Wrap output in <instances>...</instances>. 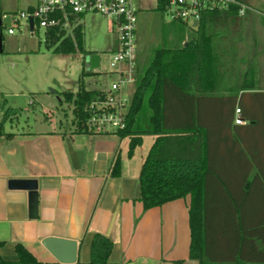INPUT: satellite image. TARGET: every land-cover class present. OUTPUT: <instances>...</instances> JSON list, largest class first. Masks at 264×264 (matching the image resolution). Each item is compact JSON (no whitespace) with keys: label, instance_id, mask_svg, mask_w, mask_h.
Masks as SVG:
<instances>
[{"label":"trees","instance_id":"1","mask_svg":"<svg viewBox=\"0 0 264 264\" xmlns=\"http://www.w3.org/2000/svg\"><path fill=\"white\" fill-rule=\"evenodd\" d=\"M166 6L167 0H158L156 9L164 12ZM231 7L240 12L239 5ZM205 14L186 45L172 47L175 43L164 33L163 44L153 49L142 69L138 66L126 126L116 133L130 137V155L142 143L143 135L156 137L140 172L141 200L144 208L150 209L191 197L190 258L200 264H264V91L215 94L227 81L230 67L238 65L248 73L254 66L252 62L226 60L225 54L231 50L229 38L238 35L241 18L217 17L211 31ZM3 16L0 11V55L4 49ZM171 32L174 35L175 28ZM219 37L224 39L222 45L215 43ZM46 44L58 53L79 51L84 57L94 53L85 49L82 25L75 28L73 36L50 31ZM254 47L259 53V46ZM91 74L95 72L84 68L77 91L61 94L73 102L79 131L86 129L91 103L103 95L101 89L86 86L84 76ZM0 109L1 134L6 120L17 111L7 106L1 92ZM237 109L243 124L236 123ZM218 149L225 150L221 158ZM237 165L243 169L232 172ZM254 168L257 172L251 173ZM111 174H121L120 157ZM218 247L223 249L215 253ZM15 248L18 259L0 256V264H60L38 260L22 243ZM112 249V240L96 233L88 264H108Z\"/></svg>","mask_w":264,"mask_h":264},{"label":"crops","instance_id":"2","mask_svg":"<svg viewBox=\"0 0 264 264\" xmlns=\"http://www.w3.org/2000/svg\"><path fill=\"white\" fill-rule=\"evenodd\" d=\"M240 1L247 7L243 14L234 7L207 12L204 17L208 29L214 30L215 18H234L236 15L241 18L238 31L242 27L247 29L246 25L251 27L253 19L258 18L257 8L263 6L264 0ZM36 3L37 0H17V4L26 9ZM136 4L139 8L137 39L140 47L146 42L162 45L164 33H169V41L175 43L172 47L188 43L195 29L186 23L164 18L161 25H153L155 7L141 5L138 0ZM14 8L10 0H0V11L4 15L16 12ZM158 13L165 16L164 12ZM141 14L147 15L146 27L142 25ZM168 25L175 28L174 35ZM167 27L170 32H167ZM238 31V35L229 38V53L222 50L225 56L228 55L226 60L236 64L249 59L251 46L259 45L257 40L246 39L249 38L248 33ZM262 36L260 41L264 44V32ZM223 42L221 37L215 39L219 45ZM249 60L251 62L252 57ZM15 64L12 61L11 67ZM263 67L264 63L259 67L260 71L251 69L248 73L238 65L230 67L227 81L215 94L228 95L237 90L240 94L264 91V75L258 78ZM96 69L93 72L99 73ZM1 77L0 58V92L7 105L13 107L8 97L17 94L12 91V87L18 86V81L14 80L17 78L13 77L11 85H8ZM52 92V95H59L61 103L62 92ZM29 105L24 122L18 118L15 120L12 115L6 120L11 123L10 128L5 124L4 132L0 134V256L16 261L18 253L15 247L22 243L38 260L59 262L43 243L48 237H57L75 240L78 244L76 262L60 264H88L93 236L102 233L113 242L108 264H175L178 260H184L182 264H200L190 258L191 197L150 209H145L141 200L140 172L155 141L154 135H143L142 143L130 155L129 136L122 137L114 131L71 130L69 126L64 129L60 118L55 116L53 104L42 105L38 98L33 97ZM29 113L34 115L31 117ZM117 157H120L121 174L113 176L111 171ZM236 169H243V166L232 167L231 171L237 172ZM255 172L257 169H252L251 173ZM18 179L38 182L36 218L30 215L29 190L10 186L11 180ZM231 247L228 248L231 250ZM222 249L216 248L215 253Z\"/></svg>","mask_w":264,"mask_h":264},{"label":"rangeland","instance_id":"3","mask_svg":"<svg viewBox=\"0 0 264 264\" xmlns=\"http://www.w3.org/2000/svg\"><path fill=\"white\" fill-rule=\"evenodd\" d=\"M10 2L13 7L15 6L14 9L18 12L26 9L25 7L19 6L17 0H10ZM138 2H140L141 5L155 7L152 14V21H154L153 25H161L164 20L169 21L165 13V16L158 13L159 11L156 9L157 0H138ZM257 9L259 12L257 14L258 18L255 17L256 19H253V22L250 23L251 27L246 25L247 29L242 27L238 32L244 34L248 33L247 37L249 38H246L247 40H257L259 42L258 48H261L259 53H256L258 50L255 51V47L251 46L252 53L251 55H248V57H252V65L257 66V70L260 71L259 67L264 63V44H262L263 42L261 43L262 40L260 41V36L262 39V34L264 32V3L262 7L259 6ZM146 17L147 15L141 14L142 25L144 24L145 27L148 23ZM110 22L109 19L100 14L89 13L85 15V23L83 26L84 46L87 51H92L94 53L84 57L79 51L75 53L54 52V49L49 48L45 42L44 30L39 29L35 35H31V32L29 28L26 27L24 21H22L21 29H17L14 34H9L7 31L9 20H3L4 49L0 55L2 70L1 78L2 80H5L8 85H11L13 77L17 78L14 80L18 81V86L12 87V91H15L14 93L17 94L8 97L9 104L13 105L17 110L15 113L13 112L15 120L18 118L21 123L24 122L25 118H27L26 115L28 114L26 109L30 106L29 101L31 98L35 97L36 99H39L42 105H54L56 112L55 116L60 118L62 125H64V129H68V126L71 130L77 129L76 123L74 122L73 102H68L63 98L60 103L58 100L59 95H52L51 92L53 90L57 92H76L78 89L79 75L84 68L86 70L89 69L88 66L93 54H98L100 56V64L98 68L99 73L85 75L84 81L86 86L89 89H99L110 81L115 80V75L108 74V72L111 71L109 62L112 57V49L114 48L115 41V30L112 31V24ZM190 24L191 23H189V25ZM193 36L194 34H190L189 38L191 39ZM155 47V43L152 42H146V45L141 47L138 44V66H141L140 69H142V66H144L149 60ZM14 55L18 57H13ZM249 59L247 58V60L240 63L247 64L250 62ZM12 61H15L16 63L14 67H11ZM232 63L236 64L234 61H232ZM252 69L256 70L255 67ZM91 70L93 71V69ZM263 75L264 67L263 70L258 73V78ZM263 77L262 81L264 80ZM133 88L134 85L132 88L131 86H127V93L131 92V89ZM61 96L63 97V95ZM40 111V109L37 110L38 113H40ZM29 114L31 117L34 115L33 113ZM5 124L10 128V122H5ZM224 151L225 150L223 149H218L220 158Z\"/></svg>","mask_w":264,"mask_h":264},{"label":"built area","instance_id":"4","mask_svg":"<svg viewBox=\"0 0 264 264\" xmlns=\"http://www.w3.org/2000/svg\"><path fill=\"white\" fill-rule=\"evenodd\" d=\"M234 5L241 7V14L247 9L240 0H167L164 13L170 21L187 25L191 23L190 28L195 29L204 13L228 9ZM89 13L100 14L109 19L112 31L115 30L114 48L109 62L111 71L108 74L115 75L116 78L101 88L103 95L91 103L90 115L84 126L87 131L116 132L126 126L138 76L139 8L136 0H37L32 8L5 14L3 20H9V34L21 29L24 21L31 35L43 29L47 42L50 31H57L59 34L62 31L64 36H73L76 27L84 26L85 15ZM30 18L34 20L33 30L30 27ZM196 21L197 25L194 24ZM133 85L134 88L127 93L126 87L132 88ZM240 113V109H237V124L245 122ZM2 116L3 110L0 109V120Z\"/></svg>","mask_w":264,"mask_h":264},{"label":"water","instance_id":"5","mask_svg":"<svg viewBox=\"0 0 264 264\" xmlns=\"http://www.w3.org/2000/svg\"><path fill=\"white\" fill-rule=\"evenodd\" d=\"M197 21L194 23L197 25ZM30 27L34 29V20L30 18ZM2 44V40H1ZM100 64V56L93 54L91 56V62L88 68L94 69ZM10 186L12 188H22L29 190V203H30V215L31 217L38 216V182L36 180L18 179L11 180ZM44 245L50 250V252L61 263H74L77 260V248L78 244L75 240L48 237L43 241Z\"/></svg>","mask_w":264,"mask_h":264}]
</instances>
